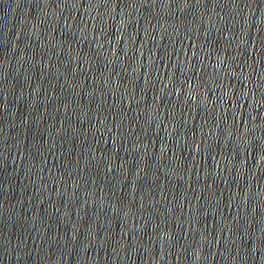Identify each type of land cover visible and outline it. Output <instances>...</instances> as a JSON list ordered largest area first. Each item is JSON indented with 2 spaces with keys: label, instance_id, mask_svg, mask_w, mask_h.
<instances>
[{
  "label": "water",
  "instance_id": "1",
  "mask_svg": "<svg viewBox=\"0 0 264 264\" xmlns=\"http://www.w3.org/2000/svg\"><path fill=\"white\" fill-rule=\"evenodd\" d=\"M0 264H264V0H0Z\"/></svg>",
  "mask_w": 264,
  "mask_h": 264
}]
</instances>
